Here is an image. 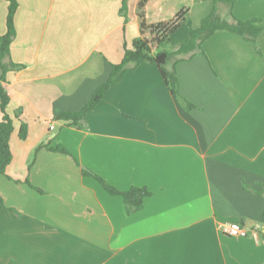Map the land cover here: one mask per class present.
I'll return each instance as SVG.
<instances>
[{"label":"crops","instance_id":"1","mask_svg":"<svg viewBox=\"0 0 264 264\" xmlns=\"http://www.w3.org/2000/svg\"><path fill=\"white\" fill-rule=\"evenodd\" d=\"M182 1L177 11L186 10L192 28L213 7ZM137 2L127 0L123 17L122 0H18L9 61L22 68L5 75L14 131L0 176L10 210L0 211V264H264V242L252 232L264 227V29L257 50L216 31L176 64L191 111L156 66L141 65L78 126L55 119L80 110L121 62L123 45L139 36ZM167 2L148 0L145 22L170 19L177 11ZM217 11L231 21L225 5ZM6 12L0 0V36ZM232 14L264 26V0H235ZM48 142L68 154L34 153ZM83 169L118 191L145 188L150 196L128 215L121 197ZM228 223L247 235H223Z\"/></svg>","mask_w":264,"mask_h":264},{"label":"trees","instance_id":"2","mask_svg":"<svg viewBox=\"0 0 264 264\" xmlns=\"http://www.w3.org/2000/svg\"><path fill=\"white\" fill-rule=\"evenodd\" d=\"M234 1L213 0L211 12L201 20L197 28H192L190 21L184 17L186 14L185 9H180L167 21L147 24L144 20V8L148 0H138L136 13L140 20L139 36L132 41L130 46L123 45L121 62L110 66V72L106 82L96 88L83 107L76 112H63L59 114L55 118L56 121L63 122L69 127L78 126L86 115L101 101L103 94L111 85L116 84L126 73L133 72L141 65L156 66L171 96L175 98L185 111H191L194 108L193 105L187 102L179 92L175 70L176 64L189 59L191 57L189 54L196 49H200L201 44L216 31H227L236 34L243 40L251 42L257 50V39L264 29V26L257 19L243 21L234 17L232 14ZM6 2L5 33L0 36V176L5 173L6 167L11 162L9 139L14 131V119L7 113L10 99L5 89V75L8 71H15L22 68L9 61V46L15 36L13 18L18 7V0H6ZM126 3L127 0H122L119 11L123 17H125ZM220 4L227 7V15L231 20L230 22L219 15L217 6ZM182 24H185L188 28L185 41L180 44L176 51H166L164 47L170 41L172 34ZM26 136V125L19 122L18 138L24 140ZM43 148L64 155L68 154L63 146L56 144L50 147L49 142L39 144L35 148L34 153ZM82 174L95 178L108 194L121 197L128 215L140 210L144 199L150 196V192L145 188H130L127 191H118L107 185L89 170L83 169ZM262 188L263 191L261 194L264 197V186ZM1 210L10 211L5 207L0 197ZM252 231H255L258 239L264 242V227H254Z\"/></svg>","mask_w":264,"mask_h":264},{"label":"rangeland","instance_id":"3","mask_svg":"<svg viewBox=\"0 0 264 264\" xmlns=\"http://www.w3.org/2000/svg\"><path fill=\"white\" fill-rule=\"evenodd\" d=\"M163 1V0H162ZM171 2V5L169 4V2H167L166 4H164L165 9H169L174 13V9H176L175 11H177L179 8H177L178 4L183 3L182 0H169ZM166 2V1H165ZM190 5V4H189ZM171 7V8H170ZM187 26L182 25L170 38V41L168 42V44L164 47L166 51H170L171 49H174L176 45L182 43L185 41L187 35Z\"/></svg>","mask_w":264,"mask_h":264},{"label":"built area","instance_id":"4","mask_svg":"<svg viewBox=\"0 0 264 264\" xmlns=\"http://www.w3.org/2000/svg\"><path fill=\"white\" fill-rule=\"evenodd\" d=\"M220 232L228 237H244L247 235V231L239 223L223 224L220 226ZM252 232L255 233V231Z\"/></svg>","mask_w":264,"mask_h":264}]
</instances>
